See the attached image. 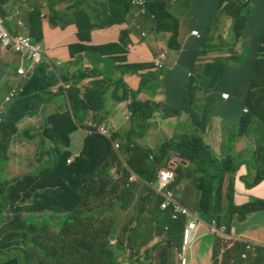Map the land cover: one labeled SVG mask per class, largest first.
Instances as JSON below:
<instances>
[{"label": "trees", "instance_id": "16d2710c", "mask_svg": "<svg viewBox=\"0 0 264 264\" xmlns=\"http://www.w3.org/2000/svg\"><path fill=\"white\" fill-rule=\"evenodd\" d=\"M11 1L0 0L4 15L5 7ZM135 1L39 0L26 11L27 33L35 44L43 42L45 20L53 27L65 28L74 24L80 42L69 45L70 56L74 61L86 57L92 67L78 66L73 77L69 74L60 76L58 70L50 72L51 68H56L54 61L44 55L34 73L21 77L24 80L23 93L9 104L6 116L0 122V144L12 134H18V124L25 117L38 114L42 105H57L58 110L50 116L43 111L40 130L32 139L26 138L29 141L38 139L40 147L52 141L55 147L49 150H56L58 163L50 166L49 160L46 165H38L40 169L37 172L8 179L5 172L8 157L0 158V202H6H1L0 208L8 207L4 216L0 212V264H174L173 250L181 245L185 221H172L170 212L160 209L157 194L147 185L155 179L156 172L148 168L146 155L150 151L133 147L140 163L129 160L127 156L128 165L143 181L134 189L126 186L125 172L121 179H112L111 167L121 163L111 143L99 134H89L82 154L70 164L67 162L71 156V135L83 121L92 112L98 121L101 117L106 119L104 104L108 94L116 103L131 101L128 110L133 118L136 116L144 122L139 131H147L151 124L148 121H152L157 113L158 105L141 101L139 93L148 86V82L167 77L166 66L159 70L155 61L164 51L152 61L130 64L128 54L130 46H133L130 34L133 32L139 36L148 47L157 43L155 36L169 34L167 47L171 51H180V22L171 13L176 3L172 6L167 0H147L143 5H135ZM183 1L190 9L191 29L194 31L182 47L184 64L180 61L170 74L175 87L174 76L180 75L178 83L182 85L183 93L175 102L171 101L166 89V97L176 106L178 114L185 113L191 118V130L187 133L196 129L197 135L186 137L189 142L179 144L178 150H174L189 163L188 176L196 178L194 183L202 193L198 213L206 221L216 219L220 224L222 213L213 215V211L219 212V203L212 205L206 194L212 192V197L220 199L216 191L214 195V190L218 186L223 188L225 177L230 171L234 175L238 169L230 157L221 160L214 154L202 134L212 118L221 119L225 127L234 123L239 127L234 137L248 140L252 151L248 152V161L251 162L247 168L248 176L242 181L247 188L264 181V0H218L215 9L205 17L192 4L193 0ZM115 26L122 28L118 42L92 44L94 31ZM242 39L250 41L245 44L241 43ZM241 49L243 54L237 56ZM212 50L215 58L205 62V56ZM226 51L230 54L231 66L225 65L221 59L224 56H216L218 52ZM151 54L154 57L152 50ZM103 62L107 63L109 76L97 67ZM65 65L70 69L73 67L71 61ZM184 70L186 73L183 75ZM236 70L241 72V76L231 77L230 74ZM115 71L141 75L140 89H130L122 77H110ZM78 73L82 78L92 79L89 86H82L85 89L83 95L81 87L74 84L75 78L81 77ZM67 85L69 87L65 88ZM198 92L205 98H198ZM76 110L88 114L82 118ZM162 115L166 117L167 113ZM133 130L132 123L126 134L130 144L134 143ZM190 151L195 153L194 158L188 155ZM161 153H165L169 161L173 152L161 148ZM206 172L217 185L212 182L211 187V182H208L207 187L204 186ZM253 174L256 178L250 183L249 178ZM227 187L230 199L226 216L229 217L224 220L228 227L234 214L246 218L255 211H264V202L260 201L235 208L232 204L234 184L228 183ZM93 197L101 202H93ZM22 204L27 205L22 207ZM44 206L52 208L57 214L54 217L60 215L65 219L43 220L44 215H20L23 209L34 213ZM98 213L101 214L98 216ZM124 214L127 215L125 220L122 219ZM52 227H56L58 233L52 231ZM159 232L163 234L159 235ZM156 237H160L159 242L152 244ZM24 246L35 251H26L22 248ZM241 248V244H234L223 259L231 263Z\"/></svg>", "mask_w": 264, "mask_h": 264}, {"label": "crops", "instance_id": "0c3cea01", "mask_svg": "<svg viewBox=\"0 0 264 264\" xmlns=\"http://www.w3.org/2000/svg\"><path fill=\"white\" fill-rule=\"evenodd\" d=\"M38 1L39 0H12L11 2H9L7 7H5L6 14L4 16L7 19V26L12 33H16L20 30L25 32L27 30V26L25 27L24 25V23H26L27 25V19H28V14L26 13V11L31 9V7L37 4ZM167 2L169 4L171 3L172 6L173 3H176V5L173 6L171 13L180 22L179 44L181 45V50L180 51L170 50L171 52H174L176 54L175 60L173 62L168 60L169 53L165 51L167 56V60H166L167 67L165 68L168 69V75L164 79H168V80L167 81L165 80L166 82H163L162 78H160L157 84L156 81L148 82V86H147L148 92L139 95V97L146 94H148L147 97H149V94L152 93L153 100H155V98H157V96L155 97L156 88H158L157 91L159 92L162 91L163 92L162 94L165 97V101H168V98L166 97V89H167L169 91V95L171 96V101L178 102L183 93V90L181 89L182 85L179 86L180 83H178L181 77L180 75H175V74L178 73L181 69H179L174 73L175 75L174 81L176 87L171 82L172 80L170 79V74L171 72H174L177 69L180 61H182L184 64V61L182 60V47L186 42V40L190 37V34L194 31V29H191L192 16L189 11L190 9L186 5V3L184 1L182 3H179L178 0H167ZM217 3L218 0L192 1V4L199 8V11L203 15V17H205L206 15H210L211 10L215 9ZM12 17L14 18V20H12ZM19 21L23 23L22 27L18 26ZM121 30H122L121 27L115 26L103 30L94 31L91 37V42L94 45L104 44L105 42H118L120 38ZM43 36H44L43 42L45 43V47H46V50L43 51L44 54L47 56V58L51 59L58 65H64L65 63L70 61L72 63V61H74L70 57L69 49H68L69 45L80 42L78 40L77 29L74 24H70L65 28H62L60 26L53 27L52 25H50L48 20H45L43 25ZM161 36L165 40V43L167 45L169 34H163ZM138 37L139 36H137L133 32L130 34L131 44H133V46L132 45L130 46V53L128 54V63L130 64L140 63L147 60V59H140V60L136 59L135 62L130 61V59L134 57L133 55L135 54V52L140 53L141 50H145L144 51L145 55L153 58L151 54V50L148 47L147 43L144 42L136 43V39H138ZM231 41H233V39H231ZM249 41L250 40L248 39H244V40L242 39L241 43L246 44ZM242 54L243 53L241 49L240 53H237L236 55L241 56ZM205 58H206L205 62L214 59L215 58L214 50H212L211 53H209V55L205 56ZM23 59L25 58L19 54H16L15 52L6 51V50L0 51V108L5 107L6 111L9 107V104L12 103V100L7 99L11 89L14 86H20L24 81L22 78H19L15 72V70H17L20 64H22L21 61ZM25 63L26 62H24V64ZM79 66L84 68L92 67L89 60L86 57H84L83 60L79 61ZM75 69L76 67L72 68L73 70L72 73L76 72L74 71ZM29 70L30 69H26V71ZM185 73L186 71L184 70L183 75ZM232 75H235V77H240L241 72L236 70L234 73L230 74L231 77ZM80 76L81 77L77 78L74 81V84L78 85L79 87L89 86V83L92 81V79L82 78L83 77L82 75ZM124 76L126 77L129 76L128 77L129 83L124 81L129 87H132V89L134 90H137L140 87V84L142 82L141 75L132 74V73L122 74L121 71H115V77H124ZM110 99L112 98L109 97L107 103ZM145 101L146 100H144V102ZM57 110H58L57 105H52V104L48 106L42 105L40 112H38L37 115L26 118L23 122H20L18 124L19 132L13 137L10 145L11 150L8 151L9 156L7 155L8 162L6 168L9 165L8 172H11L13 170L11 167L12 164L15 165V169H17V166L22 165L15 160V157L13 155H10L11 152H16L17 154L26 153L25 154L26 159H29L30 157L33 158L36 157L37 159L38 155L40 153L42 154V146L41 147L39 146V143L37 142L38 139L31 141H29V139H32L33 137L36 136L38 128L36 129L34 127L37 121H39L41 124L43 111H45L46 115L50 116L54 114ZM104 114L106 116V119L101 117L99 121L97 119L96 121H94L93 116L91 118L93 119L94 122H107L111 124V126H113L112 131L115 134L126 133V131L129 129L131 123L128 120L127 116L130 115V112L128 111L127 108H124L123 102L117 103L109 107L106 106ZM180 116H181L180 119L178 117L176 119L175 114L167 113V116L163 117L162 113H157L153 119V124L150 127L149 131L143 134L142 136L137 137L135 141L137 143L152 145L150 149L157 150L159 148L156 145L158 143L156 141L158 136L159 138H161L163 133H164V137L166 134H169L170 139H173L176 136H178V133L174 131L177 121L180 124L182 123L185 129L192 124L191 118L189 117L188 114L184 113V114H180ZM89 118L90 117H88V119ZM159 121H164L162 128L158 127L155 124ZM214 125L216 129H214L213 134L215 136L217 144L223 146V150L220 149L218 152V156H220L219 158L221 160H224L228 157H231L232 155H239L241 158H246L247 160H249L248 154L241 151V147L243 145L248 146V140L245 139L241 140L239 138L234 137L239 127H237L234 123H231V126L225 127L223 121L219 118L214 119ZM89 132H90L89 129L83 124L71 135V143L69 147L71 156L69 157L68 161H72L75 158H78L82 154V151L84 149V141L85 138L89 135ZM26 136H29L30 138L27 139ZM7 142L8 140L6 141V143ZM47 145L50 148V145L49 144ZM39 160L40 163L46 165L49 161V157L45 155L44 160L41 159ZM181 161H182L181 157H179L178 154H174L171 162L176 166L175 167L176 169L178 167L177 165L181 164ZM24 166H27V162L24 163ZM24 174H26V172L24 173L18 172V174L13 172L6 177L8 179H11ZM247 175H248V170L246 169V167L242 166L241 169H238L234 175L233 172L230 171L229 174L225 177L224 185H223L224 195L223 198L221 199V206L223 209L222 214L224 215V218L229 217L226 216L228 213L229 199H230L229 197L226 196L228 183L234 184L235 208H242L244 206H248L251 203L258 201L264 202V181H262L256 186L247 188L246 184L242 181L243 180L242 178H245ZM255 178L256 175L253 174L252 177L249 178L250 180L249 182L251 183L252 181H254ZM185 181L187 182H184L182 187L181 185H179L176 188L177 194L179 197H182L183 201L188 205V207L191 208L192 211L199 214L197 209H198V203L200 201V197H199L200 191L196 190L197 187L196 184L194 183V181L197 182L196 178L191 176ZM208 182L211 181L209 180ZM212 182L216 184L215 181ZM26 205L27 204H22L21 206L24 207ZM219 212H221L220 209ZM33 214L34 213H30L28 210L23 209L20 215L22 217H27L29 215L34 216ZM217 225L220 228H224L226 230L224 236L213 235L210 233V231L207 228H202L200 234L198 235L197 242L188 253L189 264H228V261L226 259H223L224 255L233 247L234 244H241L243 248L244 242H246L251 247L252 251H249L247 254V258L243 260L241 257L244 255V250H242L241 248L240 254L234 259V261H232L229 264H264V211L263 210H258L253 213H250V215H248L246 218L245 217L241 218L239 214H234L231 218V224L229 227L226 224L222 225L219 224L218 222ZM162 234L163 233L159 232V235ZM159 239L160 237H156V241L154 243L159 242ZM228 242H230V248L225 251H222L223 248L224 249L227 248L226 245L228 244ZM174 264H176V256H175Z\"/></svg>", "mask_w": 264, "mask_h": 264}, {"label": "rangeland", "instance_id": "374dc122", "mask_svg": "<svg viewBox=\"0 0 264 264\" xmlns=\"http://www.w3.org/2000/svg\"><path fill=\"white\" fill-rule=\"evenodd\" d=\"M179 2H182L183 0H178ZM184 15H186V14H184ZM155 39H156V41H157V43H152L150 46H149V48H150V50H152L153 51V53H154V57L152 58V57H148V56H146L145 55V50H141L140 51V53L139 52H135V54L133 55L134 57L133 58H131L130 59V61H132V62H135L136 61V59H138V60H140V59H147L146 61H152L153 59H155L156 57H157V55L160 53V52H165V51H167L169 54H168V60H170L171 62H173L174 60H175V57H176V54L174 53V52H171L170 50H169V48L167 47V45H166V43H165V40L162 38V36L161 35H157V36H155ZM140 42H142V40H141V38L140 37H138V39H136V43H140ZM106 43H109V42H105L104 44H106ZM40 47H41V50L43 51V50H46V47H45V43L44 42H42L41 44H38ZM69 49V48H68ZM69 55H70V52H69ZM216 56L217 57H219V56H224V57H222L221 59L224 61V63H225V65H228V66H231L232 65V63L230 62V54L229 53H227V51L224 53V52H218L217 54H216ZM71 57V56H70ZM146 57H148V58H146ZM157 60V58L155 59V61ZM79 59H77V60H75V61H73L72 62V65H73V67H76V69L74 70V71H76L77 72V68H78V66H79ZM40 62H42V61H40ZM40 62H38V63H34V62H26L25 64H24V67L26 68V69H30L33 73H34V70H35V68L37 67V66H40ZM53 64L55 65V67L56 68H51V73H53V71L54 70H58V75H60V76H64V75H66V74H69L71 77H73V70H72V68L73 67H71V69H70V67H68L67 65H58V64H56L55 62H53ZM97 67H99L100 69H102L103 71H105L107 74H108V76H109V73H108V69H107V63L106 62H103V64L102 65H97ZM167 67V66H166ZM69 72H71V73H69ZM142 73H145V71L144 72H142ZM79 74V73H78ZM110 77H115V74L113 73ZM128 77L129 76H124V77H122L123 78V80L125 81V82H127V83H129V80H128ZM73 79V78H72ZM75 79H77V78H75ZM142 80H143V77H142ZM158 80L159 79H157L156 80V84L158 83ZM163 80V82H165V80L164 79H162ZM142 83V82H141ZM162 85V84H161ZM140 86H141V84H140ZM69 87V85H67V86H65V88H68ZM130 89H132V87H130ZM140 89V87L137 89V90H139ZM157 89L158 88H156V93H155V97L157 96V98H155V100H153V97H152V93H150L149 94V97H147V95L148 94H146V95H142L141 97H139V99H141L142 101H144V100H146V101H148V102H151V103H154V104H157L158 105V107H157V113H171V114H175L176 115V119H177V117L180 119L181 118V116H180V114H178V109L176 108V106H174L173 104H171L170 102H168V101H165V97H164V95L162 94L163 92L162 91H157ZM132 90H134V89H132ZM137 90H134V91H137ZM81 91H82V95H83V93L85 92V89L84 88H82L81 87ZM145 92H148V88L146 87L144 90H142L140 93H139V95H141V94H143V93H145ZM157 94V95H156ZM42 96V95H41ZM121 96V95H120ZM197 96H198V98H201V99H204L205 97L202 95V93H200V92H198L197 93ZM109 97H111L109 94L107 95V98H109ZM109 102H112V103H109ZM117 102V101H116ZM116 102H114L112 99H110L109 101H108V103L106 102L104 105L105 106H107V107H109V106H112V105H115V104H117ZM131 101L129 100V101H124L123 102V104H124V108H127V106H128V104L130 103ZM128 109V108H127ZM105 110V109H104ZM129 111V110H128ZM76 112H77V114L78 113H80V114H82V118H84L85 117V115H87L88 113L86 112V113H83L82 111H80V110H76ZM130 112V111H129ZM6 113H7V111L5 110V107L4 108H0V122L2 121V119L6 116ZM91 113V112H90ZM92 113H94V112H92ZM156 113V114H157ZM40 116V115H39ZM113 117V116H112ZM128 117V120L130 121V123L132 124L133 123V125H134V130H133V132H132V136L134 137V138H136V136H137V133H138V131L140 130V129H142L143 128V126H144V122H143V120L141 119V118H137L136 116L133 118V116H132V113L130 112V115H128L127 116ZM164 117V116H163ZM93 119L95 120V119H98V118H96V117H94L93 116ZM109 119V118H108ZM86 120V119H85ZM84 120V121H85ZM83 121V122H84ZM148 122H151V123H153L152 121H148ZM163 122L164 121H159V122H157V123H155L158 127H161L162 128V126H163ZM41 123H42V121H41ZM213 125H214V118H212V120L210 119V120H208V122H207V125H206V129H203V134H202V138L204 139V141H205V143H206V145L211 149V150H213L214 152H215V154L218 156V152H219V150L221 149V150H223V146H221V145H219V144H217V141H216V139H215V136H214V134H213V132H214V129H216V127H215V125H214V127H213ZM192 126V125H191ZM191 126H188L186 129H185V127H183V125H182V123L180 124L178 121H177V124L175 125V128H174V131H176L177 133H178V136H176L175 138H173V139H170V137H169V134H166L165 135V137H164V133L162 134V136H161V138H159V136L157 137V144H156V142H155V144L159 147L157 150H152L150 153H148L147 155H146V160H147V163H148V168L151 170V171H153V172H155L159 167H161V166H165V167H176L172 162V164L169 162L168 163V157L166 156V154L165 153H161V148H164V150H169L170 152H175V153H177L175 150H178V145L179 144H182V143H185V142H189L187 139H186V137H195L197 134H196V129H193L190 133H187V132H189L190 130H191ZM38 127H40V122L39 121H37L36 122V125H35V127L34 128H38ZM113 127V126H112ZM27 130H30V129H27ZM40 130V128H38V131ZM16 134H12L10 137H9V139H8V142L6 143L5 141H3L1 144H0V158L1 157H3V156H6V155H8L9 156V150H11V148H10V145H11V142H12V139H13V137L15 136ZM199 135V134H198ZM118 138H120V139H122L123 140V142H124V146H123V148H122V150L126 153V155L128 156V159L130 160H133L134 162H136V163H140L139 162V159L135 156V154L133 153V147H132V144H130L129 143V140L127 139V137H126V135L123 133V134H121V135H119L118 136ZM37 142L38 143H41L39 140H37ZM48 142H46L44 145H42V154L40 153L39 155H38V158L36 159V157H30L29 159H26V156H25V154H17L16 152H11L10 153V155H13L14 157H15V160L18 162V163H20V164H22V165H20V166H17V169H15V165H14V168H13V170H14V173H16V174H18V172H20V173H24V172H26V174H30L31 172H36V171H38L39 169V166L38 165H40L41 163L39 162L40 160L39 159H41V156L42 155H47L48 157H49V163H48V165H50V166H54V165H56L57 163H58V161H57V157H58V153L56 154V150H49V147H48ZM135 144L137 145V146H139L142 150H144V151H147L148 149H150L151 147H152V145H146V144H142V143H137L136 141H135ZM49 145H50V148L51 147H55V145H54V143L52 142V141H50V143H49ZM10 148V149H9ZM175 149V150H174ZM63 151V150H62ZM241 151L242 152H244V153H247V152H249V153H252V151H251V149L248 147V146H246V145H243L242 147H241ZM248 154V153H247ZM151 155H153L154 157H155V159L153 160L152 158H151ZM188 155H191L193 158L195 157V153L194 152H192V151H190L189 153H188ZM248 156H249V158H250V155L248 154ZM218 157H220V156H218ZM45 158V156L43 157V159ZM173 158V157H172ZM43 159H41V160H43ZM171 159V158H170ZM230 160H232L233 161V164H234V166L235 167H237L238 169H241V167L242 166H244V167H246V169L250 166V164H251V162L250 161H248L246 158H241L239 155H232L231 157H230ZM221 161V160H220ZM25 162H27V166H24V163ZM221 163H222V161H221ZM16 170H17V172H16ZM31 170V171H30ZM175 173H176V180H175V183L172 185L174 188H177L179 185H181V187H182V185L184 184V182H187V181H185V180H187L188 178H189V176H188V173H187V166H178L176 169H175ZM192 176V175H191ZM196 176V175H195ZM204 186L205 187H207V185H208V181L209 180H211V183H209L210 184V186L212 187L213 186V184H212V181H214L213 179H212V176L210 175V173H208V172H206L205 174H204ZM1 179V178H0ZM102 180H105V179H103L102 178ZM253 182V181H252ZM261 183V182H260ZM224 188H222L221 186H218L217 188H216V190H214V195L216 194L215 193V191L217 192V194H218V196L220 197V199H217L216 198V196L215 197H212L213 195H212V192H209L208 194H206V197L208 198V200H209V202L211 203L212 202V205H214V206H217L218 205V203H219V205H220V211L221 212H218V211H213V215H217V214H219V213H222L223 212V209H222V206H221V199L223 198V195H224V190H223ZM196 190L197 191H199L198 190V188H196ZM226 194V193H225ZM202 196V193L200 192V194H199V197H201ZM217 196V197H218ZM227 197H228V195H226ZM181 200H182V202H183V204L184 205H186V206H188L184 201H183V199H182V197H181ZM92 201L93 202H95V203H100L101 201L99 200V199H97V198H92ZM1 202H4L5 204H6V202L5 201H3V200H1ZM1 202H0V205H1ZM232 204L234 205V197L232 198ZM216 208V207H215ZM229 208V207H228ZM8 211V207L7 206H5V208L4 209H2V206H1V208H0V212H1V214L4 216L5 215V212H7ZM21 213H22V211H21ZM20 213V214H21ZM37 214V215H36ZM101 213H98L97 215L99 216ZM33 215H35V216H41V215H44L43 217H42V219L43 220H50V219H58L60 216H56V217H54V211L52 210V208H50L49 206H44V208L42 209V210H40V211H38V212H34V214ZM222 218H221V222H220V224H227V222L224 220V215L222 214ZM65 217V216H64ZM127 218V215L126 214H124V216H123V220H125ZM32 219V218H31ZM30 219V220H31ZM63 219H65V218H63V217H60L59 218V221H62ZM58 221V223H60ZM52 229V231H54V232H56V233H58V229L56 228V227H52L51 228ZM163 229V228H162ZM156 241V239L152 242V244H154V242ZM112 243H114V241L112 242ZM112 245H114V244H112ZM227 246V248L226 249H222V251H225V250H227V249H229L230 248V242H228V244L226 245ZM24 250H26V251H35V249H32L31 247H27V248H25V246L24 247H22ZM112 251H113V249H111ZM114 252V251H113ZM115 253V252H114ZM128 254H129V252H128ZM126 256H127V253H126ZM130 256H131V252H130ZM129 256V257H130ZM173 259L175 260V250L173 251Z\"/></svg>", "mask_w": 264, "mask_h": 264}, {"label": "built area", "instance_id": "2783aa9c", "mask_svg": "<svg viewBox=\"0 0 264 264\" xmlns=\"http://www.w3.org/2000/svg\"><path fill=\"white\" fill-rule=\"evenodd\" d=\"M145 2H147V0H136L135 2H133V4L143 5ZM18 26L22 27L23 23L19 21ZM1 50L12 51L25 58L21 61L22 64L17 70V76L19 77H26L29 73L23 66L24 62L38 63L44 57L41 47L33 43L32 38L28 35V33L23 32L21 30L19 32L12 33L9 30L7 26V19L4 17L0 9V51ZM164 60V54L160 55L157 58L156 62L158 67H163ZM22 93L23 87L14 86L11 89L7 99L13 101V99H15ZM224 98L226 99L227 97ZM88 125L93 128H96L100 134L107 135V131L106 129H104V126H96L91 122H89ZM118 147L119 145L116 144V148ZM175 179L176 174L172 169L165 168L160 170L158 175L159 185L157 187V191L160 192L164 197V201L162 202L161 208L169 209L171 211V217L174 221H179L186 217L192 219L190 222H187L183 231V242L181 248L176 250L177 264H189L188 253L194 247L198 239V232L200 228L205 224L201 219L193 215L190 210L181 203L178 195L171 188ZM130 180H136V176L133 174ZM208 230L213 235L223 236L225 234V229L218 228L215 222L208 224Z\"/></svg>", "mask_w": 264, "mask_h": 264}, {"label": "clouds", "instance_id": "9594fccd", "mask_svg": "<svg viewBox=\"0 0 264 264\" xmlns=\"http://www.w3.org/2000/svg\"><path fill=\"white\" fill-rule=\"evenodd\" d=\"M4 15V14H3ZM5 17V16H4ZM6 18V17H5ZM24 25H25V27H26V24L24 23ZM19 29V28H18ZM19 32V31H18ZM26 33H27V30L25 31ZM34 43V42H33ZM35 44V43H34ZM37 45V44H36ZM164 55H165V60L163 61V67L164 66H166V60H167V56H166V53L164 52L163 53ZM45 54H44V51H43V56H44ZM42 59H44V57L42 58ZM42 61V60H41ZM24 64V63H23ZM20 66H21V64H20ZM19 66V67H20ZM18 67V68H19ZM158 67V66H157ZM162 67V68H163ZM18 68H17V70H18ZM162 68H160V67H158V69L159 70H161ZM17 70H16V74L18 75V73H17ZM29 73L28 74H30V73H32V71L31 70H29L28 71ZM19 77V76H18ZM21 77H23V76H20L19 78H21ZM26 77H28V75L26 76ZM21 87H23V84H21L20 85ZM18 97V96H17ZM113 100V99H112ZM156 115V114H155ZM92 116H94L92 113L90 114V118L89 119H86L84 122H83V124L89 129V134H91V133H96V134H99V135H101L102 137H104V138H106L110 143H111V145H112V148H113V150L118 154V157H119V160H120V163H121V165H119V164H115V165H113L112 167H111V169H110V175H111V177H112V179L113 180H119V179H121L122 178V175H123V173L125 172V174H126V180H127V182H126V186L127 187H130V188H135L136 186H138V185H140L143 181H142V179L139 177V175L136 173V171L135 170H133L129 165H128V163H127V155H126V153L122 150V146H124V142H123V140L122 139H120V138H118V136L117 135H121V133H113V131H112V126H111V124H109V123H107V122H94L93 121V119L91 118ZM155 117V116H154ZM154 119V118H153ZM153 119H152V122H153ZM89 122H91V123H93V124H95L96 126H104V129H106V131H107V135H102V134H100L98 131H97V129L96 128H93V127H91V126H89L88 125V123ZM82 124V125H83ZM152 124L153 123H151L150 124V127L152 126ZM80 125V124H79ZM81 126V125H80ZM131 127H132V124H130V127H129V129L126 131V133H124L125 135L127 134V132L131 129ZM150 129V128H149ZM149 129L147 130V131H145V132H142V131H139V133H137V136H136V138L137 137H139V136H142L143 134H145L146 132H148L149 131ZM115 134V135H114ZM136 138H134L133 137V144H132V147H139V146H137L136 144H135V140H136ZM116 144H118L119 145V147L118 148H116ZM122 144V145H121ZM249 146V145H248ZM140 148V147H139ZM147 151H152V149H148ZM248 153V152H247ZM174 154H178V153H175V152H173L172 154H171V159L168 161V163L169 162H171L172 161V157L174 156ZM179 155V154H178ZM179 157H181L180 155H179ZM151 158L154 160L155 159V157L153 156V155H151ZM181 164H178L177 166H180V165H185V166H188V162H186L182 157H181ZM73 161V160H72ZM72 161H68V163L70 164ZM182 165V166H183ZM165 168H169V169H172L174 172H175V167H165V166H161V167H159L157 170H156V172H155V179L151 182V183H147V185L148 186H150V187H152L153 189H154V191H155V193L157 194V196H158V198H159V206H160V209L162 210V211H167V212H170V215H171V211L169 210V209H162L161 208V205H162V202L164 201V197H163V195L160 193V192H158L157 191V187H158V185H159V180H158V175H159V171L160 170H162V169H165ZM135 175L136 176V180H134V181H131L130 180V178L132 177V175ZM176 174V173H175ZM24 175H26V174H24ZM24 175H21V176H17V177H14V178H18V177H22V176H24ZM248 176V175H247ZM246 176V177H247ZM245 177V178H246ZM11 179H13V178H11ZM243 179V178H242ZM176 180V179H175ZM250 181V180H249ZM174 183H175V181H174ZM173 183V184H174ZM172 184V185H173ZM171 188L174 190V192L177 194V191H176V188H174L173 186H171ZM178 195V194H177ZM179 197V196H178ZM179 199H180V201H181V203L183 204V202H182V200H181V197H179ZM184 205V204H183ZM184 206H186V205H184ZM189 210H190V212L193 214V215H195V216H197L199 219H201L203 222H204V226H202L201 228H200V230H199V232H198V235L200 234V231H201V229L202 228H207L208 229V224H211L212 222H215L216 224H217V222L216 221H206L201 215H199V214H197V213H195L194 211H192L191 210V208L190 207H188V206H186ZM171 220L172 221H174L173 219H172V217H171ZM181 220H184L185 221V226H186V224H187V222H190L192 219L191 218H189V217H186V218H183V219H181ZM181 220H179V221H181ZM179 221H174V222H179ZM185 226H184V229H185ZM218 226V225H217ZM218 228H220L219 226H218ZM184 229H183V231H184ZM220 229H222V228H220ZM165 231L167 232L168 231V227H166L165 228ZM225 232H226V230H225ZM218 236V235H217ZM224 236V235H223ZM198 240V239H197ZM182 242H183V234H182V241H181V245H180V247L179 248H175L174 250H175V256H176V250L177 249H180L181 248V246H182ZM197 242V241H196ZM249 248V249H248ZM173 250V251H174ZM249 251H252V249H251V247L246 243V242H244V255L241 257L243 260H245L246 258H247V254H248V252ZM245 257V258H244ZM176 264H177V257H176Z\"/></svg>", "mask_w": 264, "mask_h": 264}, {"label": "water", "instance_id": "95a60500", "mask_svg": "<svg viewBox=\"0 0 264 264\" xmlns=\"http://www.w3.org/2000/svg\"><path fill=\"white\" fill-rule=\"evenodd\" d=\"M37 115V114H36ZM35 116V115H34ZM29 117H33V116H28V117H25L21 122H23L26 118H29ZM12 169L14 168V164L11 165ZM8 168H9V165L8 167L6 168L5 167V172H6V176H8L9 174L13 173L14 171L12 170L11 172H8Z\"/></svg>", "mask_w": 264, "mask_h": 264}]
</instances>
